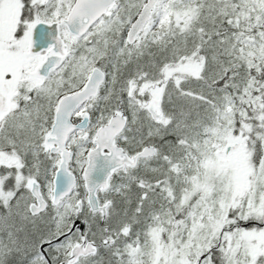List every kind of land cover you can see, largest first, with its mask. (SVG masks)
<instances>
[{"label":"snow or ice","instance_id":"6c2138e0","mask_svg":"<svg viewBox=\"0 0 264 264\" xmlns=\"http://www.w3.org/2000/svg\"><path fill=\"white\" fill-rule=\"evenodd\" d=\"M0 264H264V0H0Z\"/></svg>","mask_w":264,"mask_h":264}]
</instances>
